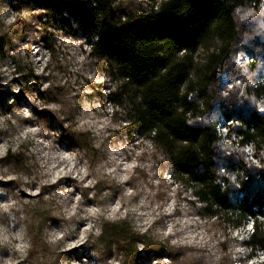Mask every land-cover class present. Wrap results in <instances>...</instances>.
Returning a JSON list of instances; mask_svg holds the SVG:
<instances>
[{
  "label": "rangeland",
  "instance_id": "rangeland-1",
  "mask_svg": "<svg viewBox=\"0 0 264 264\" xmlns=\"http://www.w3.org/2000/svg\"><path fill=\"white\" fill-rule=\"evenodd\" d=\"M120 1L133 10L149 5V0ZM263 5L264 0L255 8L248 5L246 16L255 15L256 29H264ZM256 9L261 16L252 14ZM42 13L29 0H0V37L8 45L0 55L6 104L0 109V264H118L101 229L123 221L131 234L173 248L189 262L228 257L231 264H261V255L242 247L248 225L228 230L200 218L199 204L162 171L153 148L126 137L124 123L106 102L110 84L101 65L87 57L83 37L54 21L44 25ZM245 54L251 56L235 55L233 68L218 82L222 97L242 100L246 87L255 84L233 74V69L246 72L248 64L239 65ZM37 87L50 89L45 101L37 98ZM218 132L226 131L218 127ZM78 139L92 146L91 162L76 147ZM9 149L25 153L23 169L3 163ZM221 149L227 156L239 148L224 140ZM239 150L260 168L250 146Z\"/></svg>",
  "mask_w": 264,
  "mask_h": 264
},
{
  "label": "trees",
  "instance_id": "trees-1",
  "mask_svg": "<svg viewBox=\"0 0 264 264\" xmlns=\"http://www.w3.org/2000/svg\"><path fill=\"white\" fill-rule=\"evenodd\" d=\"M29 1L43 12L44 25L54 21L83 37L87 57L101 65L110 84L106 102L120 116L126 137L153 148L162 171L199 204L200 218L228 230L251 223L241 244L252 256L261 255L264 264V29H256L255 15L246 16L251 0H149L146 9L135 10L120 0ZM252 14L262 15L259 9ZM6 47L0 37L1 56ZM243 51L255 60L245 73L233 69V74L255 84L246 87L242 100L224 98L218 82ZM35 93L45 101L50 89L37 87ZM4 106L0 90V109ZM221 119L231 120L224 125L229 142L239 149L250 146L260 168L247 163L239 149L225 156L217 131ZM75 145L91 162L90 143L78 139ZM26 160L23 151L9 149L3 163L19 170ZM128 224L105 223L101 229L118 264H161L163 259L231 264L228 257L216 263L183 260L173 248L131 234Z\"/></svg>",
  "mask_w": 264,
  "mask_h": 264
},
{
  "label": "built area",
  "instance_id": "built-area-1",
  "mask_svg": "<svg viewBox=\"0 0 264 264\" xmlns=\"http://www.w3.org/2000/svg\"><path fill=\"white\" fill-rule=\"evenodd\" d=\"M260 1H263V0H251L250 1V3H249V5L252 7V8H255V7H257V6H260ZM264 6V5H263ZM264 8V7H263ZM243 58H244V60H240L241 62L239 63V65L240 64H243V62H246V64H249V63H252L253 62V57H251L250 55H247V54H245V56H243ZM235 59V58H234ZM224 80V79H226V76H223L222 78H221V80ZM255 87V86H254ZM259 104L261 103V102H263V100L262 99H260V100H258L257 101ZM228 123V124H227ZM229 124H231V120L230 121H228V122H226V121H222V123H221V125H219V126H217V131H218V127H220V128H223L226 132H225V135H222V134H220L219 132V134L222 136V139H223V141L224 140H228L227 139V137H226V133H227V129L224 127V125H229ZM222 141V142H223ZM228 142H229V140H228ZM250 149H251V147H250ZM249 227H250V231H251V223H248L247 224ZM247 227V226H246Z\"/></svg>",
  "mask_w": 264,
  "mask_h": 264
},
{
  "label": "snow or ice",
  "instance_id": "snow-or-ice-1",
  "mask_svg": "<svg viewBox=\"0 0 264 264\" xmlns=\"http://www.w3.org/2000/svg\"><path fill=\"white\" fill-rule=\"evenodd\" d=\"M262 110H264V109H262Z\"/></svg>",
  "mask_w": 264,
  "mask_h": 264
}]
</instances>
